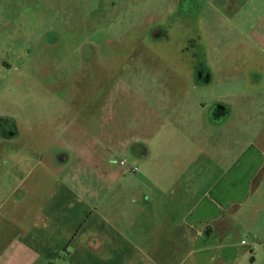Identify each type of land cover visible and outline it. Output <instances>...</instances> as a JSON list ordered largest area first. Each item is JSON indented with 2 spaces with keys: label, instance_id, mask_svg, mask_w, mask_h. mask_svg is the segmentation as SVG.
<instances>
[{
  "label": "rangeland",
  "instance_id": "rangeland-1",
  "mask_svg": "<svg viewBox=\"0 0 264 264\" xmlns=\"http://www.w3.org/2000/svg\"><path fill=\"white\" fill-rule=\"evenodd\" d=\"M177 1L0 0V187L39 160L71 182L116 186L117 200L154 185L174 199L202 192L254 159L264 169L261 6Z\"/></svg>",
  "mask_w": 264,
  "mask_h": 264
},
{
  "label": "crops",
  "instance_id": "crops-1",
  "mask_svg": "<svg viewBox=\"0 0 264 264\" xmlns=\"http://www.w3.org/2000/svg\"><path fill=\"white\" fill-rule=\"evenodd\" d=\"M257 3L254 16L264 17V0ZM257 24L254 95L264 93ZM256 160L202 192L181 187L174 199L154 185L122 200L109 199L116 186L77 184L36 161L16 185L0 187V264H264V169Z\"/></svg>",
  "mask_w": 264,
  "mask_h": 264
},
{
  "label": "flooded vegetation",
  "instance_id": "flooded-vegetation-1",
  "mask_svg": "<svg viewBox=\"0 0 264 264\" xmlns=\"http://www.w3.org/2000/svg\"><path fill=\"white\" fill-rule=\"evenodd\" d=\"M185 1H187V0H185ZM177 3H178V6H180V4L182 3V0H178ZM188 57L190 59L191 58H196V54L194 53L193 55H190ZM196 67H194V69H195L194 75H195V78H196V83H199V85L207 84L208 81H209V76H210L209 73L205 69H202L201 67H200V69H198ZM215 112L219 113L222 117L226 116V114H227V111L225 109H223V108L222 109L219 108V110L215 111ZM6 135H8V133H6Z\"/></svg>",
  "mask_w": 264,
  "mask_h": 264
},
{
  "label": "built area",
  "instance_id": "built-area-1",
  "mask_svg": "<svg viewBox=\"0 0 264 264\" xmlns=\"http://www.w3.org/2000/svg\"><path fill=\"white\" fill-rule=\"evenodd\" d=\"M125 164H126L125 161H121V162H120V165H121V166H124Z\"/></svg>",
  "mask_w": 264,
  "mask_h": 264
}]
</instances>
